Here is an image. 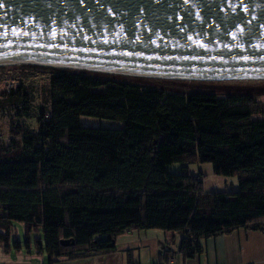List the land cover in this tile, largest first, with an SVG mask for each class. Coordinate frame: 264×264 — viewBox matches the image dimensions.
Listing matches in <instances>:
<instances>
[{"label":"trees","instance_id":"16d2710c","mask_svg":"<svg viewBox=\"0 0 264 264\" xmlns=\"http://www.w3.org/2000/svg\"><path fill=\"white\" fill-rule=\"evenodd\" d=\"M218 87L224 95L52 69L51 113L42 110L36 132L0 150V242L30 249L35 235L37 252L54 263L91 257L102 251L95 236L114 244L129 230L182 234L188 258L205 239L264 233V107L253 97L258 88ZM2 95L26 113L32 105L24 85ZM82 117L123 126H84ZM174 163L181 172L167 170ZM199 163L238 177V190L206 191L189 167ZM14 222L25 226L24 246H11Z\"/></svg>","mask_w":264,"mask_h":264},{"label":"water","instance_id":"95a60500","mask_svg":"<svg viewBox=\"0 0 264 264\" xmlns=\"http://www.w3.org/2000/svg\"><path fill=\"white\" fill-rule=\"evenodd\" d=\"M42 62L139 77L264 80V0H0V65Z\"/></svg>","mask_w":264,"mask_h":264},{"label":"rangeland","instance_id":"374dc122","mask_svg":"<svg viewBox=\"0 0 264 264\" xmlns=\"http://www.w3.org/2000/svg\"><path fill=\"white\" fill-rule=\"evenodd\" d=\"M58 67L46 66L39 63H9L0 65V150L11 148L13 138L17 144L21 143L22 133L36 132L39 128V117L44 110L47 114L51 113L50 97V76L52 69ZM80 72H91L104 77L117 80H139V83L154 85L166 90L188 91L189 87L196 85V88L216 91L219 95H224L219 89V85H230L238 88L255 87L258 88L253 97L259 106L264 107V80L252 81H192L172 78H153L127 76L117 73H106L101 71L92 72L86 69H71ZM20 85H24L32 97V105L27 113L22 109H16L17 104L6 99L2 94L16 90ZM216 87H215V86ZM264 118V116H260ZM81 123L89 127L121 128L123 123L120 121L82 117ZM20 132L16 135V132ZM16 136V137H15ZM183 164L174 163L167 167L169 172L179 173L182 171ZM190 170L199 176L201 174L206 191H236L239 188V180L236 176L217 175L213 171L211 163L190 164ZM177 234V233H174ZM26 230L22 223L14 222L11 232V246L15 241H21L25 245ZM32 247L36 250V236H31ZM25 248V247H24ZM13 249V248H12ZM26 249V248H25Z\"/></svg>","mask_w":264,"mask_h":264},{"label":"crops","instance_id":"0c3cea01","mask_svg":"<svg viewBox=\"0 0 264 264\" xmlns=\"http://www.w3.org/2000/svg\"><path fill=\"white\" fill-rule=\"evenodd\" d=\"M195 174V173H193ZM183 235L163 230H129L115 239L109 234L94 239L97 254L80 259L62 258L49 263L45 252L33 247L6 249L0 242V264H264V233L239 229L202 241L203 252L188 258L180 249Z\"/></svg>","mask_w":264,"mask_h":264},{"label":"bare ground","instance_id":"6f19581e","mask_svg":"<svg viewBox=\"0 0 264 264\" xmlns=\"http://www.w3.org/2000/svg\"><path fill=\"white\" fill-rule=\"evenodd\" d=\"M39 64L46 65V66H52V67H58V68H60V67H74V68H79V69H82V68L88 69V68L83 67V66H79V65H75V64H68V63L42 62ZM154 77L158 78L157 76H154ZM172 79H174V78H172ZM234 80H236V79H234ZM252 80H262V79H242L240 81H252ZM192 81H201V80H192ZM202 81H219V80H202ZM225 81H231V80H225Z\"/></svg>","mask_w":264,"mask_h":264}]
</instances>
